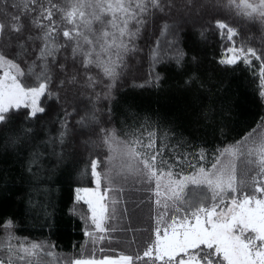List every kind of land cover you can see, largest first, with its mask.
<instances>
[{"label":"snow or ice","instance_id":"obj_1","mask_svg":"<svg viewBox=\"0 0 264 264\" xmlns=\"http://www.w3.org/2000/svg\"><path fill=\"white\" fill-rule=\"evenodd\" d=\"M197 24L219 40L211 59L182 46ZM249 26L257 36L242 33ZM157 31L164 43L149 46V78L137 84L138 41ZM166 63L179 115L129 124L122 90L165 91L156 69ZM238 71L262 111L233 135ZM0 142L3 191L21 207L0 216V264H264V0H0ZM49 148L70 176L90 172L95 185L72 190L70 202L87 209L75 213L87 245L71 255L18 235L29 218L43 221L41 232L55 227ZM129 231L147 238L109 254L120 243L113 234Z\"/></svg>","mask_w":264,"mask_h":264},{"label":"trees","instance_id":"obj_2","mask_svg":"<svg viewBox=\"0 0 264 264\" xmlns=\"http://www.w3.org/2000/svg\"><path fill=\"white\" fill-rule=\"evenodd\" d=\"M177 4L180 5L184 0H176ZM204 30L201 29L200 25L197 24L195 27L186 28L183 34V47L187 51V54L191 56L194 52H199L202 57L211 59L213 56L218 55L220 50L219 40L216 36L204 32L201 36L200 33ZM242 33L246 35L257 36V30L253 26L248 28H241ZM159 38L161 44L164 43V38L159 37V32L148 40L141 39L138 44L141 51L137 54L136 60H139V72L136 78L137 84H143L145 80L149 78V46L155 47V40ZM237 41L241 37H236ZM166 47V45H165ZM163 52V49L161 50ZM170 54V53H169ZM173 66L171 64H161L157 66V71L163 75L166 80L164 83L165 91L157 92L153 87L145 85L143 88H131L126 87L122 90V96L129 104L133 105V108L128 112L129 124H135L139 121H143L148 117H151L153 121L167 118H175L179 115L178 107L180 105V99L175 94L174 86L178 79L175 72L172 70ZM237 84H242V87H237L235 84L229 94L230 99L234 105L233 115L231 117L232 127L235 129L233 135L240 132L243 128L248 125L253 124L258 120V116L262 109L257 101L254 89L255 84L250 83V76L247 72L241 73L237 72ZM171 86V90H168ZM123 119V117H122ZM181 128L178 131H185L187 133L190 131L188 125L180 120ZM57 126L53 125V135L55 134V128ZM198 135L204 136L210 143L214 141L213 137L208 132L202 131ZM44 136V133H41ZM40 144V141H37ZM41 150L43 151V146L41 145ZM56 151H60L57 147ZM81 154L76 157L77 161H83L81 167L88 166L89 156L87 152L80 150ZM43 167L45 169H54L55 175L52 177L51 187H52V200L54 204L55 211V227L49 231L48 228H44L41 232L40 224L43 223L41 220L39 224H34L29 218L27 220L26 226H20L18 235L21 238H28L33 240H50L52 243L59 246L61 255H71L73 253V246L80 245L84 243L87 245V240L83 236L81 223L76 218L75 213L83 210L86 211V206L81 204L73 205L70 202V197L73 194V188L75 186H93L91 183L90 172L88 176L84 178H77L70 176L67 171H64L63 165L57 160V157L52 154V150L49 148L44 151L42 156ZM9 168L4 162L2 142H0V174L6 172ZM13 175L15 173L13 172ZM18 183V181H17ZM16 191L15 187L12 188V192ZM51 211V210H50ZM21 212V207L19 204V197L12 196L11 192L3 191V181L0 180V216L2 215H17L19 216ZM122 223H126L123 221ZM133 226L136 228L143 229L146 227V223L135 221ZM114 239L120 241V243L115 244V251L109 254L119 255L121 251L130 252L136 249V243H133L129 247V241H136L137 243L143 239H146V234L141 232H126V233H115ZM89 249L86 247L84 250V255H88ZM99 255V252L96 253Z\"/></svg>","mask_w":264,"mask_h":264},{"label":"rangeland","instance_id":"obj_3","mask_svg":"<svg viewBox=\"0 0 264 264\" xmlns=\"http://www.w3.org/2000/svg\"><path fill=\"white\" fill-rule=\"evenodd\" d=\"M83 187H95V185H93V186H83Z\"/></svg>","mask_w":264,"mask_h":264}]
</instances>
